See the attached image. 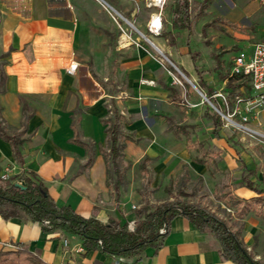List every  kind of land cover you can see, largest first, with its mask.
I'll list each match as a JSON object with an SVG mask.
<instances>
[{"label": "crops", "instance_id": "obj_1", "mask_svg": "<svg viewBox=\"0 0 264 264\" xmlns=\"http://www.w3.org/2000/svg\"><path fill=\"white\" fill-rule=\"evenodd\" d=\"M166 1L161 10V29L153 35L158 41L149 39L151 44L147 43L154 51L167 50L171 56L172 44L161 33L172 35L170 12L175 0ZM146 2L0 0V71L4 74L0 128L10 134L24 127L19 147L21 164L13 159L9 144L0 138V173L14 177L12 182L35 178L47 188L57 206L69 204L83 217L93 215L100 222L108 216L122 219L121 204L112 201L104 183L99 150H106L107 136L102 123L105 93L100 82L107 75L104 71L99 76L96 70H110V75L125 87L119 91L118 110L123 117L121 130L132 137L123 148L128 161L140 158V164L155 160V129L161 128L171 139L162 148L173 153V158L188 156L192 132L187 137L174 135L166 122L169 118L179 125L174 111L183 107L181 96L141 43V30L146 31V22L154 11ZM115 16L124 20L133 33L122 28ZM196 80L192 83L197 87ZM188 86L187 96L194 90ZM23 103L31 115L22 125ZM139 108L144 110L146 122L140 120ZM181 135L186 146L184 152L176 154L175 143ZM199 144L202 145L198 142L197 147ZM89 154L93 161L82 169ZM195 158L201 156L190 158L196 171L205 170L211 163H199ZM237 159L242 168L241 184L231 193L247 201L259 196L258 190H264V175L259 177L258 185L254 170L246 166L243 158ZM181 165L188 170L185 159ZM212 166L216 167V163ZM245 177L254 189L245 185ZM242 239L254 260L264 264V207L256 206L243 217ZM18 248L35 254L46 264H234L220 258L218 242L211 234L195 229L181 215L170 220L160 246L155 251L145 249L137 260L98 251L84 252L78 236L42 232L38 223L24 215L0 217V250Z\"/></svg>", "mask_w": 264, "mask_h": 264}, {"label": "rangeland", "instance_id": "obj_2", "mask_svg": "<svg viewBox=\"0 0 264 264\" xmlns=\"http://www.w3.org/2000/svg\"><path fill=\"white\" fill-rule=\"evenodd\" d=\"M191 1L194 2L191 4L195 9H198L195 4L200 0ZM166 2L170 3L172 0ZM114 18L122 28L133 33L124 20L116 16ZM202 27L203 32L201 34ZM141 31L151 42L158 41L155 36L146 33L144 30ZM171 33L172 57L167 50H161V53L184 76L186 74L185 77L193 83H195L196 76L192 68L190 55L194 56L192 59L195 58L198 69L204 71L203 76L207 79L208 86L216 93L225 94L224 82L220 81L216 75L212 55L222 51L220 59L226 65L228 62H232L236 54L251 51L255 41H264V0H212L202 17L199 19L191 18V26L188 32L174 29L171 30ZM141 40V43L148 49L147 53L155 59L167 75L169 85L174 87L181 96L183 107L175 108V122L183 126L188 133L192 132L190 136L192 147L188 149L187 157L184 156L183 159L173 158L171 156L173 153L162 148L171 139L165 134L166 131L161 128L160 130L155 129V160L143 163L144 170L138 166L140 158H131L130 162L124 155L122 156V166L126 167L125 185L121 187L118 198V203L121 204L122 208L120 212L122 218L128 222H133V208L131 206H134V208L140 206L142 196L139 193L146 191V198L150 204L169 202L174 198H178L196 204L223 221L226 226L234 228L240 223L239 218L234 213L235 209L229 206L226 200L218 199V196L227 191L233 192L241 184L242 168L238 163V157L243 158L246 166L254 170L255 181L258 185H261L259 177L264 175V139L249 130L257 134H264V122L262 120L264 102L258 104L259 102L255 101V98H250L248 90H243L246 99H243L236 106L237 113L233 116V120L239 124L242 116H246L248 119L243 123V126L249 130L238 129L236 124L228 123L223 119L224 125L220 129V140H214L210 134V121L202 117L205 107L210 108L213 112L214 110L194 90L187 96L184 86L178 84L174 78H179L178 80L181 83L185 81L170 67L169 63L161 57L157 50L154 51L145 39L141 38ZM223 70L224 68L219 72L222 73ZM96 73L99 76H103L104 73L107 75V79L101 81L100 85L105 93L104 117L110 120L113 105L121 110L118 102V100H121L119 91L125 89V87L119 84L118 79L110 75V70H96ZM215 99L219 106L218 109H224L222 99L218 96ZM139 109L140 120L146 122L147 119L143 114L144 110ZM229 112L231 113V110ZM164 113L169 114L167 110H164ZM122 128L125 129L124 124ZM8 131L12 130L9 129ZM198 142L202 144L201 149L197 147ZM175 144L177 146L173 145L176 147H174V153L184 152L186 142L182 135L179 142ZM160 145L162 146L159 147ZM204 153L211 160L209 167L205 170H194L189 162L190 158L203 156ZM184 159L187 162L190 180L181 186L179 184L182 174L180 166ZM214 162L216 167L212 166ZM199 174L202 179L198 185L193 180ZM170 180L171 183L166 188L168 190L166 192L164 188Z\"/></svg>", "mask_w": 264, "mask_h": 264}, {"label": "trees", "instance_id": "obj_3", "mask_svg": "<svg viewBox=\"0 0 264 264\" xmlns=\"http://www.w3.org/2000/svg\"><path fill=\"white\" fill-rule=\"evenodd\" d=\"M212 0H200L196 2V7L191 4V0H175L173 8L170 12L171 29L189 31L191 26V18L199 19L205 13ZM194 3V2H193ZM205 26V25H204ZM203 27L201 29V34ZM161 35L169 44L172 41L170 32H163ZM222 51L212 55L217 70L218 79L224 82V89L227 93V99L231 106L234 98L241 93V88L249 89L247 78L238 74H230L232 66L231 62L226 65L220 56ZM191 62L193 71L197 75L196 85L203 92L205 97L217 108H219L216 99L212 96L214 90L210 88L202 76V70H199L195 64V58ZM223 70L220 73V70ZM171 69L170 67L168 68ZM185 76H187L185 74ZM4 74L0 71V91L3 90ZM184 88H189L188 84L182 82ZM174 95V92H173ZM175 101L177 98L173 96ZM182 102V101H180ZM23 117L22 125L30 117L31 112L23 103L21 107ZM112 118L102 120L104 132L107 136L106 150L100 149L99 152L103 159L105 187L110 191L112 201L118 202L121 187L125 185L126 167L122 166L121 159L123 156V148L126 141L132 140L130 134H126L121 130L122 115L116 106H112ZM211 123V135L214 139H220V129L224 122L222 118L210 108L206 107L204 113ZM167 128L174 135H189L181 125L174 124L169 118H166ZM24 127L14 133L7 134L0 128V138L5 140L12 152L13 159L21 164V155L19 147L23 141L22 134ZM81 144V143H80ZM201 145L199 144L198 147ZM143 160H146L144 158ZM196 162H211L204 153L201 158H195ZM93 155L89 154L82 169L91 165ZM141 169H145L143 162L139 164ZM181 177L179 184L182 186L185 182H189L188 170L186 165H181ZM9 178L8 180L0 179V217L13 218L24 215L29 220L39 224L42 232H64L78 236L81 241V247L84 252L98 251L107 255L123 256L127 258L138 259L140 254L147 248L155 251L161 244L163 235L168 228L170 220L176 216H183L195 229L211 234L218 242V254L220 258L229 260L234 264H261L254 260L251 253L247 250L243 239V217L256 206L264 207V190H258L259 196L250 200L242 201L234 196L231 191L224 192L218 196V199L226 200V203L234 207V213L240 220L237 226L228 227L223 221L206 212L203 208L196 204L185 200L174 198L169 202L158 204H150L146 198V191H141L142 196L140 206L133 208L132 215L134 217L132 229L127 228L128 221L124 218L118 219L108 216L105 222H100L93 215L83 217L73 210L69 204L57 206L48 193L47 188L42 182L35 178H20L24 183V187H19ZM198 185L201 178L198 176L193 180ZM245 185L253 188L252 183L244 178ZM148 183V181H147ZM171 180L164 188L166 192L170 186ZM178 192V191H177ZM180 194V193H178ZM261 215L260 211H256ZM46 222V223H44ZM164 228V232L159 233V229ZM0 264H46L38 256L18 248L15 250H0Z\"/></svg>", "mask_w": 264, "mask_h": 264}, {"label": "built area", "instance_id": "obj_4", "mask_svg": "<svg viewBox=\"0 0 264 264\" xmlns=\"http://www.w3.org/2000/svg\"><path fill=\"white\" fill-rule=\"evenodd\" d=\"M166 0H147L146 6L154 8L153 13L150 14L147 22H146V31L150 35H157L161 29V10L165 4ZM143 39H145L146 42L150 43L148 38L143 36ZM163 55V54H162ZM161 57L168 62V59L163 55ZM170 67L176 71V73L183 79L185 77L170 61L168 62ZM232 66L230 69V74H238L242 75L243 77L247 78L249 89L248 92H250V98H255V101L264 102V41H258L253 43L252 50L249 52H240L235 55L234 59L232 60ZM175 81L178 82V84H181L179 82V78L175 77ZM184 80V79H183ZM151 83V82H150ZM243 88H241V93L235 96L234 101L232 105H229V101L227 99V93H214L212 96L215 98L218 96L220 99H222L223 104L225 106L224 109H218L219 116L224 119L228 123H234L237 125L238 129L241 130H249L245 126H243V123L247 121L246 116H242V120L239 124L235 123L233 120V116L237 113L238 104L243 101V99H246V95H244ZM231 110V113L229 112ZM252 133H255L256 135L260 136L262 139H264V134H257L256 132H253L252 130H249ZM0 179L1 180H8L9 177L5 173H0ZM21 181V180H19ZM19 181H15L14 183H17ZM134 208V206H131ZM46 223V222H44ZM133 222L127 223V228L129 230L132 229ZM159 233L164 232V228L159 229Z\"/></svg>", "mask_w": 264, "mask_h": 264}, {"label": "water", "instance_id": "obj_5", "mask_svg": "<svg viewBox=\"0 0 264 264\" xmlns=\"http://www.w3.org/2000/svg\"><path fill=\"white\" fill-rule=\"evenodd\" d=\"M160 55H162V53H159ZM163 56V55H162ZM168 62H169V60H168ZM171 63V62H170ZM183 79H184V81L186 82V83H188L195 91H197L198 92V94L201 96V98L214 110V112L216 113V114H218L219 115V111H218V109L205 97V95L202 93V92H200L199 90H198V88L189 80V79H187L186 77H183ZM16 185L17 186H19V187H24V183L22 182V181H19V182H17L16 183Z\"/></svg>", "mask_w": 264, "mask_h": 264}, {"label": "bare ground", "instance_id": "obj_6", "mask_svg": "<svg viewBox=\"0 0 264 264\" xmlns=\"http://www.w3.org/2000/svg\"><path fill=\"white\" fill-rule=\"evenodd\" d=\"M155 49V48H154Z\"/></svg>", "mask_w": 264, "mask_h": 264}]
</instances>
